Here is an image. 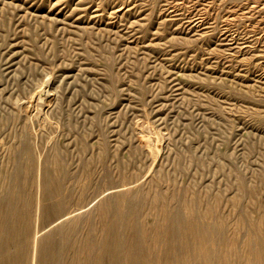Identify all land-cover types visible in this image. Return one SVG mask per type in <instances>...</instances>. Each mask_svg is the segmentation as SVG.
<instances>
[{
	"label": "rangeland",
	"instance_id": "374dc122",
	"mask_svg": "<svg viewBox=\"0 0 264 264\" xmlns=\"http://www.w3.org/2000/svg\"><path fill=\"white\" fill-rule=\"evenodd\" d=\"M34 257L264 264V0H0V264Z\"/></svg>",
	"mask_w": 264,
	"mask_h": 264
},
{
	"label": "bare ground",
	"instance_id": "6f19581e",
	"mask_svg": "<svg viewBox=\"0 0 264 264\" xmlns=\"http://www.w3.org/2000/svg\"><path fill=\"white\" fill-rule=\"evenodd\" d=\"M38 231H39V230H37L36 233H38ZM37 235H38V234H37ZM41 239H43V238H41ZM41 239H37V238L35 239L36 246H37V243H39ZM36 246H35V248H36ZM36 250H37V249H36ZM35 253H36V252H35ZM33 260H34V264H35V257H34Z\"/></svg>",
	"mask_w": 264,
	"mask_h": 264
}]
</instances>
